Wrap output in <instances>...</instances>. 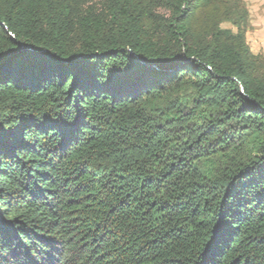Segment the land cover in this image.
<instances>
[{"label": "trees", "instance_id": "16d2710c", "mask_svg": "<svg viewBox=\"0 0 264 264\" xmlns=\"http://www.w3.org/2000/svg\"><path fill=\"white\" fill-rule=\"evenodd\" d=\"M248 14L0 0V264H264Z\"/></svg>", "mask_w": 264, "mask_h": 264}, {"label": "rangeland", "instance_id": "374dc122", "mask_svg": "<svg viewBox=\"0 0 264 264\" xmlns=\"http://www.w3.org/2000/svg\"><path fill=\"white\" fill-rule=\"evenodd\" d=\"M240 1L248 11H249L250 5H252L254 1L261 3L260 8L262 12L264 10V0H240ZM249 24H250V17H248V22L244 30L245 41L248 45V48L251 53L255 55H259L260 57L264 58V27L261 33L258 34V32H255L254 28H252V26H249ZM220 27L222 29H230L231 31L235 32V28L227 22H222L220 24Z\"/></svg>", "mask_w": 264, "mask_h": 264}, {"label": "crops", "instance_id": "0c3cea01", "mask_svg": "<svg viewBox=\"0 0 264 264\" xmlns=\"http://www.w3.org/2000/svg\"><path fill=\"white\" fill-rule=\"evenodd\" d=\"M261 3L254 1L252 5L249 7V17H250V24L254 28L255 32L261 33L264 27V10L262 12Z\"/></svg>", "mask_w": 264, "mask_h": 264}]
</instances>
